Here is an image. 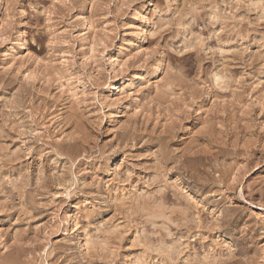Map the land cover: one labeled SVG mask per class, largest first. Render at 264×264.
<instances>
[{"label":"rangeland","instance_id":"374dc122","mask_svg":"<svg viewBox=\"0 0 264 264\" xmlns=\"http://www.w3.org/2000/svg\"><path fill=\"white\" fill-rule=\"evenodd\" d=\"M0 264H264V0H0Z\"/></svg>","mask_w":264,"mask_h":264},{"label":"bare ground","instance_id":"6f19581e","mask_svg":"<svg viewBox=\"0 0 264 264\" xmlns=\"http://www.w3.org/2000/svg\"><path fill=\"white\" fill-rule=\"evenodd\" d=\"M172 86V85H171ZM116 87V86H115ZM115 87H112L111 89L113 90V91H115V90H117ZM173 92V91H172ZM233 117V116H232ZM199 127V126H198ZM233 129V128H232ZM234 131V130H233ZM232 132V131H231ZM210 134V133H209ZM199 140V139H198Z\"/></svg>","mask_w":264,"mask_h":264}]
</instances>
